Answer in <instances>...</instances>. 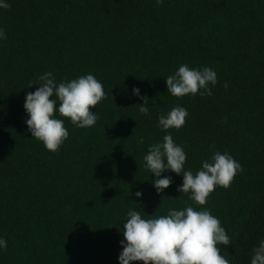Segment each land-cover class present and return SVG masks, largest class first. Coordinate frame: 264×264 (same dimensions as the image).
Wrapping results in <instances>:
<instances>
[{"label": "trees", "instance_id": "16d2710c", "mask_svg": "<svg viewBox=\"0 0 264 264\" xmlns=\"http://www.w3.org/2000/svg\"><path fill=\"white\" fill-rule=\"evenodd\" d=\"M6 2L0 238L7 248H0V264H119L129 210L147 219L186 203L220 220L231 240L220 246L229 264H250L264 240V0ZM181 64L216 72L211 96L167 92L165 79ZM46 72L57 84L92 74L106 93L93 109V127H74L57 114L69 132L57 152L32 138L25 123V96ZM145 95L148 115L139 112ZM176 106L188 111L185 125L162 130L158 117ZM166 134L184 149L193 174L217 151L243 170L204 206L177 191L183 176L171 171L161 178L172 184L157 194L143 157Z\"/></svg>", "mask_w": 264, "mask_h": 264}, {"label": "clouds", "instance_id": "9594fccd", "mask_svg": "<svg viewBox=\"0 0 264 264\" xmlns=\"http://www.w3.org/2000/svg\"><path fill=\"white\" fill-rule=\"evenodd\" d=\"M159 3L162 0H157ZM0 8L8 9L10 4L0 0ZM0 39H6L3 29H0ZM165 82L167 92L177 98L197 94L211 96L209 85L217 83V74L209 67L195 69L181 64ZM37 84L40 86L25 96L23 108L28 115L25 123L31 137L40 141L46 150L57 152L68 139L64 119L77 128L95 126L99 116L93 109L106 98V93L103 84L92 74L57 84L53 74L46 72ZM224 87L227 89V83ZM132 93L139 96V89L133 88ZM140 98L143 104L139 105V112L148 115L149 97ZM57 114L64 119L57 118ZM187 116L185 108L176 106L167 115L158 117V125L164 131L178 130L185 125ZM143 159L145 168L156 177L152 183L157 194L173 182L170 176L161 178L163 172L182 174V184L177 191L190 193L189 200L198 206L206 205L216 187L229 188L243 170L227 152L217 151L209 160L202 161L200 170L193 174L185 170L187 154L171 134L164 135L162 143L150 145ZM134 195L139 198L142 193L137 191ZM122 228L124 239L120 242L119 264H229L220 246L231 245L230 237L220 220L207 209L196 210L186 203L182 210L172 209L166 215L147 219L140 211L129 210ZM0 248H7V241L2 238ZM250 264H264V240L253 249Z\"/></svg>", "mask_w": 264, "mask_h": 264}]
</instances>
